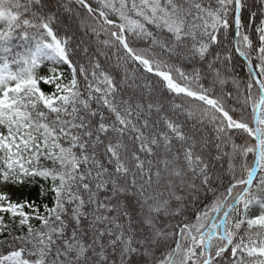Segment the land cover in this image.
I'll return each mask as SVG.
<instances>
[{"label":"snow or ice","instance_id":"obj_1","mask_svg":"<svg viewBox=\"0 0 264 264\" xmlns=\"http://www.w3.org/2000/svg\"><path fill=\"white\" fill-rule=\"evenodd\" d=\"M0 264H264V0H0Z\"/></svg>","mask_w":264,"mask_h":264}]
</instances>
